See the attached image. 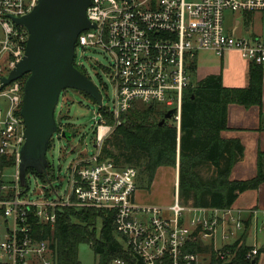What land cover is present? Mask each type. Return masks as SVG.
<instances>
[{"label":"built area","instance_id":"obj_1","mask_svg":"<svg viewBox=\"0 0 264 264\" xmlns=\"http://www.w3.org/2000/svg\"><path fill=\"white\" fill-rule=\"evenodd\" d=\"M37 3L0 0V80L24 56L28 38L27 30L12 18L27 15ZM225 11L264 12V0H143L138 4L133 0H91L86 17L95 28L78 35L74 59L77 49L98 50L106 56L104 70L112 97L108 106L103 105L102 96L101 105H96L95 152L72 161L64 178L55 177L39 190H30L27 172L24 186L18 179L19 152L24 144L19 112L25 81L18 79L0 89V98L7 103L5 110L0 105V264H53L50 243L38 238L36 227L52 228L64 208L113 211L123 245L144 264H204L206 258L186 251L188 244L213 239L220 220L232 224L234 231L243 228L230 208L182 207L177 188L170 207L138 205L136 169L118 168L100 158L105 140L135 104L173 110L171 120L179 136L183 93L194 86L188 65L198 51H211L218 57L235 52L247 63L264 68V39L228 34ZM57 128L60 136L63 129ZM9 168L15 169L13 181L3 179L2 172ZM184 211L199 216L186 226ZM258 231H264V222ZM232 234L226 232L222 239ZM220 250H215L219 259L229 262L233 255ZM256 255L257 248L252 247L246 259Z\"/></svg>","mask_w":264,"mask_h":264},{"label":"trees","instance_id":"obj_2","mask_svg":"<svg viewBox=\"0 0 264 264\" xmlns=\"http://www.w3.org/2000/svg\"><path fill=\"white\" fill-rule=\"evenodd\" d=\"M244 16L246 20L250 18L247 13ZM73 65L83 74V66L75 65V61ZM195 70L194 57L188 65L189 75ZM263 70L262 66L249 64V83L244 88L225 87L220 74H211L186 89L182 97L178 137L173 123L169 125L166 120L159 125L166 111H160L154 105L135 104V108L122 116L123 122L105 140L100 158L112 161L118 168H135L137 184L140 169L147 177V190L157 169L178 168V197L184 206L229 209L240 194L256 190L264 183L260 153L255 177L243 181L230 179L231 169L242 159L244 148L237 140L220 137V133L228 129L229 105L236 104L244 108L261 106ZM25 79L21 78L22 82ZM82 94L95 104L89 95ZM50 147L51 140L47 151ZM201 168L211 169V175L203 177ZM28 174L46 182L55 179L50 165L45 174L39 175L32 169L27 170ZM36 229L39 230L38 238L50 243L53 264H80L77 251L81 244L90 246L97 257V264L116 261L122 264H144L123 245L115 230L113 211L64 208L57 213L52 228L37 226ZM251 249L245 242H235L221 248L220 251L228 250L233 255L229 262L221 261L217 251L211 246L203 248L198 240L188 244L186 251L205 252L207 257L204 264H252L253 260L256 264L259 255L264 253V246L257 250L254 259L248 260L246 254Z\"/></svg>","mask_w":264,"mask_h":264},{"label":"water","instance_id":"obj_3","mask_svg":"<svg viewBox=\"0 0 264 264\" xmlns=\"http://www.w3.org/2000/svg\"><path fill=\"white\" fill-rule=\"evenodd\" d=\"M90 5L91 0H38L30 13L12 18L16 25L27 30L28 38L24 56L7 77L1 78L0 89L26 77L19 112L24 125V144L18 162V179L22 186L27 170L32 169L39 175L46 173L48 145L58 133L54 111L60 94L75 90L101 105L98 88L73 65L78 35L95 28L86 17ZM173 112L167 111L159 125L171 119ZM60 137L69 140L70 133L62 131Z\"/></svg>","mask_w":264,"mask_h":264},{"label":"rangeland","instance_id":"obj_4","mask_svg":"<svg viewBox=\"0 0 264 264\" xmlns=\"http://www.w3.org/2000/svg\"><path fill=\"white\" fill-rule=\"evenodd\" d=\"M141 1L143 0H133L134 4H138ZM186 1L190 2L194 0ZM247 14L250 17L248 20L245 19L246 15L244 16V14L225 11L224 27L226 32L233 36H255L264 39V12ZM237 22L238 25H236ZM195 59L196 70L190 76L192 85H195L198 80L208 74L227 76L231 73L232 68L235 69V67L242 62L235 52L231 53V55L225 54L224 57H218L211 51L200 50L197 52ZM74 61L75 65L79 67L83 66V74L99 89L103 98V105L108 106L109 99L112 97V89L110 88L108 77L104 70L108 65L106 56L98 50L89 49L82 51L81 49H77ZM0 105L3 110L7 107L6 101L2 98H0ZM154 107L160 111H165V108L161 105H154ZM97 110L93 101L81 92L68 89L60 94L58 104L54 111V119L57 127H61L63 131L70 133V139H64L57 133H55L51 139V147L46 153V159L49 165L53 167L54 176L56 178H64L69 164L78 158H83L84 153L90 156L95 152L93 117ZM109 122L112 123L111 120H109ZM167 122L169 125L172 124L171 119H168ZM177 169L178 168L174 169L172 167H160L157 169L148 190L146 189L147 177L139 169L135 203L144 206L170 207L173 204L176 188L178 193ZM211 171V169H200L203 177H209ZM2 173L4 180H14L15 169L9 168ZM27 182L30 190H39L44 186H48L46 181L36 178L31 174L27 175ZM56 184L59 186L60 183L58 180H56ZM64 188L65 186L63 189ZM140 199H142L141 202ZM180 204L184 208L188 207L184 206L182 203ZM198 216L199 214L184 211L183 218L185 219V225L189 226V220L192 217ZM263 239L264 235H259L257 244L260 245ZM215 240L216 247H220L224 242L221 241V231L219 228H217L215 232ZM249 242H253L252 237H250ZM198 254L201 259L207 257L205 252H199ZM77 257L80 264H97V257L88 244L79 245Z\"/></svg>","mask_w":264,"mask_h":264},{"label":"crops","instance_id":"obj_5","mask_svg":"<svg viewBox=\"0 0 264 264\" xmlns=\"http://www.w3.org/2000/svg\"><path fill=\"white\" fill-rule=\"evenodd\" d=\"M231 53L233 52H227L225 54L231 55ZM240 60L242 61L240 65L235 67V69L232 68L229 75H221L222 83L225 87L244 88L248 86L249 63L241 58ZM261 85L262 97L260 107L252 106L250 108H244L236 104L228 106V129L222 131L220 137L224 140H237L244 148L242 159L231 169V180L243 181L255 177L258 171L259 153L262 155L261 167L264 170V70ZM142 199H140V202ZM230 210L231 215L241 220L243 228L234 231L232 224L225 222L226 220H220L218 228L221 231V241L224 242L220 247H216L214 236L213 239L198 240L201 246L203 248L211 246L214 250H219L235 242L239 244L245 242L247 246L256 247L257 250L263 247L264 239L260 245L257 243L258 236L264 235V231H258L260 223L264 222V183L256 190H250L240 194L230 207ZM202 215L209 216L210 213H204ZM226 232L233 234L229 236V239L223 240L222 235ZM250 237L253 239L252 243L249 242ZM256 264H264V253L259 255Z\"/></svg>","mask_w":264,"mask_h":264}]
</instances>
